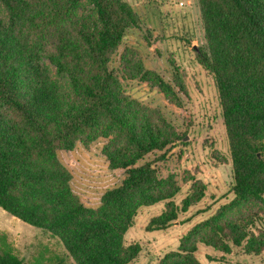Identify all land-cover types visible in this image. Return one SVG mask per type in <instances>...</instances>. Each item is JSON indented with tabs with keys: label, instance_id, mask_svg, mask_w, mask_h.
Listing matches in <instances>:
<instances>
[{
	"label": "trees",
	"instance_id": "obj_1",
	"mask_svg": "<svg viewBox=\"0 0 264 264\" xmlns=\"http://www.w3.org/2000/svg\"><path fill=\"white\" fill-rule=\"evenodd\" d=\"M82 1L91 9L78 15ZM192 3L201 28L193 52L216 91L233 199L191 228L157 264H200L198 243L224 254L264 249L242 213L225 218L256 203L264 215V0ZM139 22L121 0H0V208L57 238L74 264H132L141 247L125 244L124 236L141 208L164 203L145 226L160 231L203 198L204 186L195 181L176 205L174 176L159 178L153 160L138 165L153 152L164 159L181 140L158 109L126 94L109 69L125 33ZM119 62L126 79H140L167 99L175 96L136 49L125 47ZM175 72L173 84L184 92ZM98 139L106 140L101 154L108 168L123 170L124 178L97 207H87L72 191L58 152L77 143L88 148ZM257 215L247 212L251 221ZM0 264L26 263L1 246Z\"/></svg>",
	"mask_w": 264,
	"mask_h": 264
},
{
	"label": "rangeland",
	"instance_id": "obj_2",
	"mask_svg": "<svg viewBox=\"0 0 264 264\" xmlns=\"http://www.w3.org/2000/svg\"><path fill=\"white\" fill-rule=\"evenodd\" d=\"M121 1L133 9L140 22L125 33L111 58L109 69L126 94L144 107L158 109L181 138L164 159H160V152H153L143 157L138 165L153 160L159 178L174 176L180 188L173 200L176 205L180 204L193 182L198 181L204 186L199 203L179 214L165 230H145L148 221L164 208V203L143 207L137 212L133 226L124 236L125 244L136 242L141 247L132 264H157L164 254L177 249L180 238L191 228L233 199L230 162L212 78L199 65L193 52V47L200 44L201 28L192 0ZM180 1L184 4L179 5ZM90 9L86 1H82L77 14H86ZM125 47L136 49L144 66L173 86V98H165L157 88L149 87L140 79H126L119 62ZM175 71L182 80L184 92L173 84ZM105 143V139H98L88 148L77 143L71 151L58 152L59 159L71 174L72 191L87 207H97L102 194L124 178L123 170L108 168L101 154ZM260 208L259 203L234 208L226 213L225 218L234 220L242 213L250 224L248 232L264 242V215ZM249 211L258 213L252 216V221L247 216ZM1 246L9 247L26 264H74L57 238L23 223L0 208ZM219 250L222 249L198 243L195 257L200 264H264V249L258 255L245 254L242 249H231L229 254Z\"/></svg>",
	"mask_w": 264,
	"mask_h": 264
},
{
	"label": "built area",
	"instance_id": "obj_3",
	"mask_svg": "<svg viewBox=\"0 0 264 264\" xmlns=\"http://www.w3.org/2000/svg\"><path fill=\"white\" fill-rule=\"evenodd\" d=\"M186 3H188L189 4V2H186ZM184 3H183V1H180L179 2V5H183ZM187 5V4H186Z\"/></svg>",
	"mask_w": 264,
	"mask_h": 264
}]
</instances>
